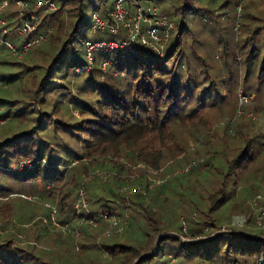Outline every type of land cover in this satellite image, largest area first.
Here are the masks:
<instances>
[{
	"label": "trees",
	"instance_id": "trees-1",
	"mask_svg": "<svg viewBox=\"0 0 264 264\" xmlns=\"http://www.w3.org/2000/svg\"><path fill=\"white\" fill-rule=\"evenodd\" d=\"M25 1L28 6L22 16L36 13L43 15L44 19L34 33L18 34L15 27L20 22V16L14 3L10 2L2 13V17L6 20V26L12 30V33L6 35L0 31V40L2 41L0 55L1 53L9 55L12 59L9 63L17 66L18 71L7 74V77L0 75V82H2L0 88L3 87L9 91L7 92L8 99L0 96V104L8 108L11 107L13 104L10 100L11 97L15 98L18 92H22L27 100L22 98L19 101H22L25 106L15 109L9 124H11V128L31 125L32 130L20 131L11 140L7 138V140H3L4 142H0V180L3 183L6 182L5 179L10 178L20 180L25 185H31L37 181H42V183L48 181L53 187L58 184L46 195L48 198L50 194L55 193L56 199L59 193L68 186L62 197L58 198L59 202H65L67 199L73 201L76 192L80 199L79 191L90 179H101L98 175H94L87 181H83L91 167V161L85 159L83 153L79 156L74 152H68L71 149L69 144H62L63 152L58 154V150L49 145V139L56 137L54 131L56 123L63 122V120L55 122L53 113L57 111L60 112L61 117L64 116L59 104L62 102L61 97L69 93V89L72 87L83 96L71 100L73 106L70 107H74V110L80 113L82 118L74 123L65 122L64 125L72 127L73 131H76L73 133L75 135L87 134V137L81 138V147L85 149V155H93L94 161L101 162L102 160L99 159L101 152L105 153L108 150L107 147H112V150L116 151L125 150L122 156L126 155L127 160L134 164L140 162L148 167L158 168L159 164L171 153L169 148L171 144L176 147L179 145L178 148L183 149L180 142L177 145L178 137L176 135L178 132L181 136L184 132L189 131L193 134L194 132L198 133L199 128L195 125L194 119L200 111L198 109L200 106H195L192 102L187 101V98H193L194 86L183 81L179 69L183 68L181 59L184 55L183 43L185 41L182 39L189 31L193 30L190 24L193 21L194 26V19L197 16L199 22L208 21L206 12H210L209 6H204L205 8L202 10H195L189 1L181 0L177 6L168 9L169 14L176 18L177 34L175 37L172 35L175 29L173 24V28L170 30L171 35L162 50V55H158L144 46H135L131 49L117 48L108 50L106 53L101 51L100 57L93 55V61L89 64L85 58L84 45L81 50H77L75 47L79 29L85 22V10L89 6L93 7L91 15L97 12L112 22L110 13L115 0H51L56 5L54 11H46L44 5L43 8L36 7V0ZM198 2L202 3V0ZM207 2L210 5V2ZM152 5L157 8L160 14L170 19V16L160 10L156 4L139 0H123V6L131 15H134L138 6L145 10L147 6ZM195 11H198V15ZM59 14L63 16L61 24L56 18L55 22L46 25L50 16L57 15L58 17ZM90 18L86 24L89 28ZM234 18L233 20H235ZM186 19H190L189 23L186 22L188 21ZM42 24L45 27L44 30L41 29ZM256 29L264 33V26L257 25ZM48 31L49 34L45 40L32 44L24 54L15 53L21 51L22 45L34 38L36 32ZM95 33L101 34V36L89 40H122L125 37L122 29L115 35L108 30ZM7 40L14 45L15 51L7 47L5 44ZM259 42L264 44V35L258 38L257 43L252 46L254 55L256 50H261ZM45 44L47 56H43V61H41L45 64H35V67L27 66V61H32V59L31 57L23 59L24 55L31 49L40 48ZM249 53H246V59L242 60V55L237 51L238 61L240 64L243 62L244 69L247 70L246 76L251 73L252 67L256 68L254 71H256L257 80L261 85L264 83V52L258 56H250ZM259 58V64L256 65ZM103 62H106L104 68ZM94 64H96L95 67H93ZM107 67H109L108 71L113 68L116 72L120 71L131 75L134 82L127 81L125 78H122L121 81H113L114 75H109L104 81L97 80L94 70L104 74L107 72ZM13 81H17V86L14 89L9 85ZM63 85L66 86L61 88ZM8 87L10 89H7ZM198 105L201 104L198 103ZM48 108H50L49 112ZM240 112L242 114V111ZM7 114L6 112L0 117H5ZM13 120H17L16 124H13ZM251 121L254 123L242 124L241 122L236 124L233 129L225 130L229 137V143L226 146L223 143L219 146L212 144L205 152L206 173L219 178L215 188H207L205 194L194 192V189L186 185L183 186L180 178L174 179L173 175L160 178L161 182L158 184L150 183L139 175L140 177L137 176L134 181H130L132 183H126V180L120 176L119 179L112 178L111 181L105 183L100 180L105 185L102 187L98 186L99 184L96 182H89L86 187L87 196L89 195L90 199L97 197V200L92 199V202L100 200L97 204L98 208L111 206L109 204L101 206L100 202L102 201L120 206L119 200L126 198L121 189H126L124 192L126 193L130 191L128 188H132L134 194H132L133 196L128 195L130 203L124 206V210L127 208L130 210L126 217L129 222L122 233L132 230L133 221L136 222L140 219L144 226L146 224L150 226L151 234L147 233V235L152 241V238L156 239L157 223L162 224L165 232L160 235V242L169 241L168 250L171 251L170 253L175 259H178L177 264H187L191 260H194L195 264H264V233L260 235L236 228L233 231L215 232L223 222H234L235 224H239L240 220L246 223L251 222L249 217L238 216L237 209L240 202H237L236 205L234 203L236 197L253 199L259 195L257 191L264 175V173H259L260 168L257 167L260 165L261 157H264V122L259 119ZM175 126L177 129H173ZM225 127L228 128V126ZM154 140L158 141L159 146L169 149L167 155L152 150L155 144ZM24 142L31 148H27L26 144L17 146ZM115 143L117 145L114 147ZM55 144L59 145L58 141ZM139 144L141 148L136 150ZM8 147L11 148V151L8 150ZM33 147L36 148L33 149ZM29 151L32 155L31 153L27 154ZM17 155H29L34 167L31 170H12L13 165L17 164L15 159ZM75 157L80 159V163L74 167H67L68 161ZM114 158L117 161H111L112 168L117 174H120L123 171V164L119 162V157L114 156ZM196 164V160L189 161L186 164L188 167L184 168L182 172L187 173ZM64 177H66L64 181L69 178L70 180L60 184ZM181 177L183 176L181 175ZM168 181L169 183L166 184ZM92 184L93 186H91ZM3 185L0 184L1 187ZM133 187H137V190ZM163 193L177 195L170 198L168 194H165L161 202L156 204V208L157 201L153 200V197L155 195L156 198H159ZM92 195L94 196L92 197ZM183 204H187L190 208L187 218L189 220L186 224L177 215V210ZM72 207L74 210L72 214V209L67 214L59 212L62 217L61 222L76 223V228L79 230L81 228L83 233H85V228L101 231V233L105 230L107 225L102 221L97 227L89 226L91 224L88 223V225L79 223L80 215L84 214V209ZM141 208L144 210L142 214L138 212V209ZM162 208H165L167 213L163 218H160L157 213L159 214ZM79 210L81 212L78 214ZM197 212L207 217L208 220L204 218L198 221L193 220L191 216L198 214ZM122 233H112L99 242L103 250L109 251V257L113 260V264H130L136 258L138 261L136 260L134 264H143L145 260L155 256H145L148 252L147 248H150V241L144 246L137 243L135 245L130 242L132 241L130 235L122 238L120 236ZM181 236L185 240H181ZM1 237L3 236L0 235ZM89 237H93L92 232L85 233L82 239H86L88 242L83 240L84 245L89 243ZM11 239L13 241V238H8L5 239L8 241L0 242V264H23L26 256L22 252L16 255V253L18 254L17 250L19 251L21 248L16 246L15 249L11 245ZM95 245L97 243L93 242V246ZM90 263H95V259ZM163 263L156 262L154 264Z\"/></svg>",
	"mask_w": 264,
	"mask_h": 264
},
{
	"label": "rangeland",
	"instance_id": "rangeland-1",
	"mask_svg": "<svg viewBox=\"0 0 264 264\" xmlns=\"http://www.w3.org/2000/svg\"><path fill=\"white\" fill-rule=\"evenodd\" d=\"M139 1L156 4L160 10L167 13L175 26L172 33L173 37H175L177 34L176 18L169 14L168 9L172 8V6H177L181 0ZM185 1H189L195 10H202V8H205L204 6H209L208 9L210 10V12H206L208 13V15L206 14L208 21H205V23L199 22L197 16L194 19V26L193 21L190 24L193 30L189 31L182 39V41H185L183 43L184 55L181 59L183 68L179 69L183 81L194 86L193 98H187V101L192 102L195 106H200L198 108L200 111L194 119L195 125L199 128L198 133L196 134V132H194L193 134L189 131L187 133L184 132L181 136L178 132L176 135V137H178L176 139L177 145L180 142L183 149L178 148L180 147L179 145L176 147V145L171 144L169 147L171 151L170 154H168L169 149H164L162 146H159L157 140H154L155 144L152 150L162 152V155L168 154L165 160L159 164L158 168H151L140 162L134 164L127 160L126 155L122 156L125 150L116 151L112 150V147H107L109 151L107 150L105 153L101 152L99 158L102 160L101 162L94 161L93 155H85L86 151L81 147V138L87 137V134L81 136L75 135L73 133L76 131H73L72 127L64 125L65 122L74 123L82 118L80 113L74 110V107H70L73 106L71 100L83 96L77 93L72 87L69 89V93L61 97L62 102L59 104L62 108L61 110L64 112V116L61 117L60 112L57 111L53 113L55 122L57 120L61 122L63 120V122L56 123L57 126L54 127L56 137L54 139H49V145L54 146L55 149L58 150V154H61L63 152L62 144H69L71 149H69L68 152H74L77 155L79 154V156L83 153L84 158L91 161V167L87 171V175L83 181H87L90 177L98 175L101 178L100 180L104 181L103 183L109 180L111 181L112 178L119 179V176L124 178L126 183H129L140 175L150 181V183L153 182L158 184L161 182L160 178L173 175L174 179L180 178V182L183 186L186 185L194 189V192L205 194L207 188L214 189L219 182L218 177L214 175L209 176V173H206L205 152L212 144L219 146L223 143L224 146H226L229 143V137L228 134L225 133V130L233 129L236 124H240L241 122L242 124H252L254 122L251 120L256 121L257 119L264 122V83H261V85L259 84L256 71H254L256 69L255 67H252L251 73L246 76L247 70L244 69L243 62L240 64L237 58V51L242 55V60H244V58L246 59L245 54L249 53L248 51H251L249 55L253 56L254 49L252 46L257 43L258 38L264 35V33L256 29L257 25L264 26V0H240V3H238L239 0H202V3L198 2L200 0ZM207 1L210 2V5ZM92 9L93 7L89 6L85 10V22L81 25L77 40L75 41L77 50L82 49V45L86 39L94 40L101 36V34L95 33L86 25L92 13ZM196 15H198V11ZM39 18L42 21L44 16L39 14ZM56 18L59 24H61L63 16L59 14L58 17L57 15L50 16L46 25L48 26L50 22H55ZM233 18L235 20H233ZM189 21L190 19L186 22L189 23ZM41 29H45L43 24ZM142 31H146L145 26H142ZM0 43H2L1 40ZM45 47L46 44L40 48L32 47L33 49L24 55L23 59H27V57H31L32 59V61H27L26 65L34 66L35 64L44 63L41 61H43V56H47ZM259 47L261 50H256V56L263 54V42H259ZM100 53L102 52L95 51L94 56L100 57ZM11 60L9 55L1 53L0 75L7 77V74L18 71L17 66H13V64L9 63ZM259 60L260 58L257 60L256 65L257 63L259 64ZM95 66L96 64L93 65V67ZM108 70L109 67H107V72L104 74L94 70L97 80L104 81L109 75H114L113 81H121L122 78H125L127 81L134 82V78H132L131 75H126V73L124 74L120 71L116 72L113 68L110 71ZM30 73H32V70H30ZM117 74L118 76H116ZM102 76L104 77L102 78ZM9 85L14 89L17 86V81L10 82ZM65 86L66 85H63L61 88ZM7 89H10V87ZM7 92L9 91H6L3 87L0 88V96L8 99L9 95ZM22 98L27 100L22 92H18L15 98L11 97L10 99L13 102L11 107L8 108L0 104V115H4L6 112L8 113L7 116L0 117V142L7 140V138L11 140L12 137L20 131L32 130L31 125H20L19 127L11 128V124H9L12 115L15 113V109L20 108V106H25L22 101H19V99ZM196 100L198 102H195ZM198 103L201 105H198ZM25 110L27 111L26 107ZM47 111L49 112L50 108H48ZM240 111H242V114ZM16 122L17 120H13V124H16ZM225 126H228V128ZM173 129H177V126L173 127ZM57 141L59 145L55 144ZM24 144H26L27 148H31L26 142L19 143L17 146H22ZM116 145L117 143H115L114 147ZM34 148L36 147H33V149ZM102 148L104 147L102 146ZM140 148L141 145L139 144L136 150ZM8 150L11 151V148L8 147ZM29 153L31 152L29 151L27 154ZM114 156L119 157V162L123 164V171L120 174H117L112 168L113 163L111 161H117ZM15 159L17 160V164L13 165L12 170H31L32 167H34L29 155H17ZM191 160H196V166L191 169L189 168L190 170L187 173L182 172L184 168L188 167L186 164ZM78 163H80V159L75 157L68 161L67 167L77 166ZM259 164L260 165L257 167L260 168L259 173L262 174L264 173L263 156ZM181 172L182 174H179ZM181 175L183 177H181ZM65 178L66 177L63 178L60 184L70 180L69 178L64 181ZM5 180V183L0 180V184H4L3 187L0 186V235L3 236L0 238V242H6L8 240L5 239L13 238V241L11 239V245H13L15 249L16 246L21 248L19 251L17 250L18 254L16 253V255L22 252L23 255L26 256L23 264H92L90 262L94 259L95 263L93 264H113V260L109 257V251L106 249L103 250L99 242L103 238L109 237L112 233H122L125 227L128 226L127 223L129 221L127 222L126 217H128L130 210H128L129 208L124 210V206L130 203L128 195L130 194V196H133L134 190L132 188H128L130 191L126 193H124L126 189H121L122 194H125L126 198H117L120 199V206L102 201L100 202L102 203L101 206L108 204L111 206L98 208L99 205L97 204L100 200L92 202L91 200H97V197L90 199L86 191L89 182H96L99 184L98 186L101 187L105 186L97 178H92L85 186L83 185V188L79 191L80 199H78V192H76L73 201L67 199L65 202L62 201L63 203L59 202L58 198L62 197L68 186L59 193L56 199L55 193L50 194L48 198L46 195L53 190V188L55 189L58 184L53 187L48 181H43V183L42 181H37L34 184L25 185L20 180H13L10 178ZM168 183L169 181L166 184ZM91 186H93V184ZM133 188L137 190V187ZM257 192L259 195L255 196L256 198L253 197V199L250 197H245V199L234 198L235 205L237 202H240L237 209L238 216L240 217V215H243L245 218L249 217L251 222L246 223L241 220L239 224H235L234 222H223L222 226L215 230V232L233 231V229L236 228L262 235V233H264V175ZM165 194H168L170 198L177 195L163 193L159 198H156L154 195L153 200L157 202L153 203H155V205L159 204L161 199L165 197ZM93 196L94 195H92V197ZM72 206H74V208L82 207V209H84V214L80 215L79 223L87 224L85 220H92L96 222L94 225L89 226L97 227L101 221L107 225L102 233L101 231L85 228V233H93V237L88 238L89 243L86 245H84L85 243H83V240L84 242L88 241L82 239L85 233H83L81 228L80 230L76 228V223L71 224L70 222L64 223L60 221L62 217L59 212L67 214V212L73 208ZM143 211V208L138 209L140 214H142ZM80 212L79 210L78 214ZM182 212H185V214H182ZM188 212H190V208L187 204H183L177 210V215L184 224L189 220L187 219L189 216ZM72 213H74L73 209L71 214ZM165 213H167L166 209L162 208L160 213H157V216L159 215L160 218H163L166 215ZM111 218L113 221L114 219L120 218V221L116 225H113L111 223ZM191 218L193 220L195 219V221L201 220L202 218L208 220L207 217L199 213L193 214ZM140 221L142 220L133 221L132 230L126 231L120 236L124 238L130 235L133 241H130L131 243L144 246L150 241L149 235H147V233H150V226L147 224L144 226ZM241 223L245 224L243 225ZM157 224V229L155 230L156 239H151L150 248H147L148 252L145 255H150V257L152 255L155 256L151 257L149 260H145L143 264H154L156 262L177 264L178 259H175L170 253L171 251L168 250L169 241L160 242V235L165 231L162 228V224ZM259 230L261 233L258 232ZM181 240H185V238L181 236ZM93 242H96L97 245L93 246ZM137 259L138 258L133 261L131 260L132 262L130 264H134ZM187 264H195V262L191 260L188 261Z\"/></svg>",
	"mask_w": 264,
	"mask_h": 264
},
{
	"label": "built area",
	"instance_id": "built-area-1",
	"mask_svg": "<svg viewBox=\"0 0 264 264\" xmlns=\"http://www.w3.org/2000/svg\"><path fill=\"white\" fill-rule=\"evenodd\" d=\"M14 3L18 9V15L20 16V22L15 27V31L18 34H32L35 32L37 26H39L41 20L39 14L30 13L28 16H22L23 12L27 8V2L25 0H2L0 2V31L6 35H10L12 30L6 26V20L2 17V13L9 3ZM45 6L46 11H54L56 5L51 0H36L35 6L43 8ZM112 22L105 17L95 12L90 18V29L95 32L108 30L111 34H118L120 29L124 33V39H102V40H89L86 39L83 43L85 48V58L90 64L93 61V55L95 51L107 52L112 49H131L135 46H144L147 49L152 50L158 55H162V50L166 46L169 33L168 31L173 28V23L167 16L160 14L155 6H147L145 10L142 7H136L134 15H131L123 6V0H115L112 11L110 13ZM142 26L146 27V31H142ZM49 34L48 32H36L35 37L22 45L21 51L18 55L27 52L32 44L40 43L45 40ZM7 47L15 51L14 45L10 41H5ZM106 62H103L102 66L105 67ZM2 82H0V86ZM117 218V217H116ZM120 221V218H111V223L116 225ZM86 223L94 225L96 221L85 220ZM213 264V263H210Z\"/></svg>",
	"mask_w": 264,
	"mask_h": 264
}]
</instances>
